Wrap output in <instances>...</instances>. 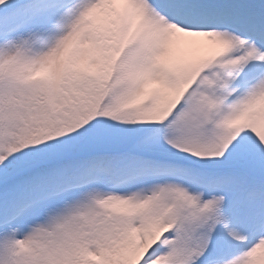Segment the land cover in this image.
Returning a JSON list of instances; mask_svg holds the SVG:
<instances>
[{
    "label": "snow or ice",
    "instance_id": "1",
    "mask_svg": "<svg viewBox=\"0 0 264 264\" xmlns=\"http://www.w3.org/2000/svg\"><path fill=\"white\" fill-rule=\"evenodd\" d=\"M0 264H264V0H0Z\"/></svg>",
    "mask_w": 264,
    "mask_h": 264
}]
</instances>
